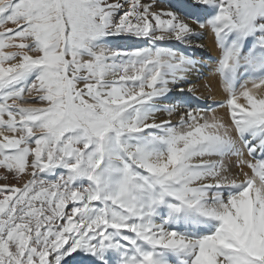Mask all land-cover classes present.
Wrapping results in <instances>:
<instances>
[{
    "label": "snow or ice",
    "instance_id": "snow-or-ice-1",
    "mask_svg": "<svg viewBox=\"0 0 264 264\" xmlns=\"http://www.w3.org/2000/svg\"><path fill=\"white\" fill-rule=\"evenodd\" d=\"M0 264H264V0H0Z\"/></svg>",
    "mask_w": 264,
    "mask_h": 264
},
{
    "label": "bare ground",
    "instance_id": "bare-ground-1",
    "mask_svg": "<svg viewBox=\"0 0 264 264\" xmlns=\"http://www.w3.org/2000/svg\"><path fill=\"white\" fill-rule=\"evenodd\" d=\"M169 2L170 0H160L161 6H166ZM171 2H175V0H171ZM213 41L214 37L211 32H204L187 46L194 59L203 61V66L198 64L196 70L187 77L188 83L182 85L186 90V97L190 98V103L194 108H197L199 104L204 108L212 109L213 105L219 104L223 99L218 78L213 75L215 58L218 55V49H216ZM197 45H203V47H196ZM181 47L185 46L181 45ZM189 86L193 89L191 92L187 91ZM214 110L217 115L223 116L225 114V110L220 107Z\"/></svg>",
    "mask_w": 264,
    "mask_h": 264
}]
</instances>
